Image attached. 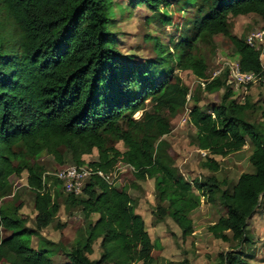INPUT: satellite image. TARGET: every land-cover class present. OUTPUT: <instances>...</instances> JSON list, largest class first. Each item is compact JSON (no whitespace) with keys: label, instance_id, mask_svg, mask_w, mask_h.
<instances>
[{"label":"trees","instance_id":"obj_1","mask_svg":"<svg viewBox=\"0 0 264 264\" xmlns=\"http://www.w3.org/2000/svg\"><path fill=\"white\" fill-rule=\"evenodd\" d=\"M172 1L129 0V5L145 7L151 13L146 21L164 26L171 24ZM183 1L196 7L191 35L173 48L158 35H146L156 57L137 63L117 47L110 30L112 0H0V264H55L52 242L40 232L60 209L56 189L63 183L37 162L42 153L58 163L67 154L72 164L94 171L79 194L65 197L85 218H95L66 252L64 264H152L157 243L135 211V200L125 187L97 173L107 176L119 164L130 167L136 179H153L155 223L168 217L186 238L194 231L190 215L202 199H217L225 211L208 232L235 248L249 241L248 219L264 200V123L246 117L252 107L248 95L240 101L225 72L211 78L205 58L194 48L221 34L231 42L241 70L264 75L261 51L234 35L229 25L230 16L250 13L264 24V0ZM162 61L168 64L161 67ZM174 69L191 71L199 90L223 89L218 103L199 106L198 90L189 94ZM190 99L194 144L206 152L201 165L211 174L188 181L172 166L163 137L171 131L170 116ZM138 111L140 117L134 118ZM247 139L253 146L252 171L234 182L218 180L213 156L239 151ZM119 141L123 151L116 147ZM93 150L96 157L85 162L83 155ZM24 172L35 210L32 226L18 212L20 205L2 202L10 177ZM95 243L100 254L90 258ZM216 264L248 262L241 250L231 249L218 253Z\"/></svg>","mask_w":264,"mask_h":264},{"label":"rangeland","instance_id":"obj_2","mask_svg":"<svg viewBox=\"0 0 264 264\" xmlns=\"http://www.w3.org/2000/svg\"><path fill=\"white\" fill-rule=\"evenodd\" d=\"M173 6L168 9L171 16V24L161 26L159 23H148L146 17L151 13L145 7L133 8L129 0H112L109 15L113 19L110 30L115 33L117 47L123 53L133 54L137 63L156 57L152 39L146 35H158L160 40L173 48L174 43L185 36L191 35V22L196 15L195 6L184 5L183 0H173ZM185 8V10H182ZM229 25L236 36L246 37L249 32L260 28L263 24L255 14L230 16ZM194 52L201 54L207 64L208 72L212 75L222 62L228 59H235L237 56L231 42L221 34H216L206 40L198 41ZM262 60L264 61V52ZM162 61L161 67L167 65ZM181 82L189 88V94L197 90L199 106L205 108L218 103L223 89L215 92H206L197 87L198 80L189 70L174 69ZM249 103L252 107L246 112V117L254 122L264 123V84L253 85L248 93ZM191 105V99L186 107L170 116L171 131L163 138L167 143V151L172 158V166L176 173L182 175L186 180L195 178L201 179L209 176L211 172L202 167L206 161V155L202 150L197 149L194 144V127L189 122H183L187 107ZM150 109V104L146 105ZM141 111L136 112L134 118H139ZM116 147L123 151L125 146L121 141ZM253 146L247 139L246 144L236 152L228 155L213 156L219 163V169L214 173L218 180L234 182L243 172L252 171L248 160ZM96 157V150L91 154L83 155L85 162ZM63 163H58L51 155L42 153L38 158L39 162L49 173H54L65 166L72 165L68 155L63 156ZM118 187H125L132 199L135 200L136 209L145 222L146 230L152 241L157 243L152 252V264H216L218 253L231 249L241 250L248 264H264V200L247 222V235L249 241L242 246L235 248L232 242H225L214 238L207 230V227L214 223L224 214V208L216 199L215 202H206L204 199L200 206L194 210L190 217L193 221L194 231L192 235L181 238L180 231L175 223L168 217L162 222H154L155 191L154 181L150 178L136 179L132 169L125 165H116L106 177ZM8 194L4 195L2 202L12 204L14 207L20 205L18 212L29 219V226H32V219L35 216L33 208V197L26 183V173L19 176L13 175L9 179ZM57 202L60 209L54 221L41 230V236L50 242L53 249V261L55 264H64L68 261L66 252L69 251L75 239L83 233L89 222L95 218L87 219L77 207L67 205L65 197L67 192L58 186ZM197 192V191H196ZM198 193V192H197ZM38 238H32V246L36 247ZM100 249L95 243L94 251L90 258H98Z\"/></svg>","mask_w":264,"mask_h":264},{"label":"built area","instance_id":"obj_3","mask_svg":"<svg viewBox=\"0 0 264 264\" xmlns=\"http://www.w3.org/2000/svg\"><path fill=\"white\" fill-rule=\"evenodd\" d=\"M245 41L251 47L261 51L260 58L262 59L264 52V24L260 28L249 32L245 37ZM223 72H225L227 76L226 82L238 95L240 101L245 99V96L249 91V86L264 84V75L261 76L254 72L241 70L237 57L235 59L226 58L220 67L213 71L211 78L216 77ZM186 111L187 112L183 117V122H188V109H186ZM203 154L206 155V152L203 151ZM93 172L94 171L91 168L72 164L56 171L54 175L62 181L63 189L66 192L79 194L84 186L86 178H88ZM97 173L102 177H107L100 171Z\"/></svg>","mask_w":264,"mask_h":264}]
</instances>
